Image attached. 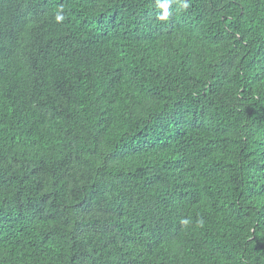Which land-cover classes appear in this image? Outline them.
<instances>
[{"label":"trees","instance_id":"trees-1","mask_svg":"<svg viewBox=\"0 0 264 264\" xmlns=\"http://www.w3.org/2000/svg\"><path fill=\"white\" fill-rule=\"evenodd\" d=\"M0 264H264V0H0Z\"/></svg>","mask_w":264,"mask_h":264},{"label":"clouds","instance_id":"clouds-1","mask_svg":"<svg viewBox=\"0 0 264 264\" xmlns=\"http://www.w3.org/2000/svg\"><path fill=\"white\" fill-rule=\"evenodd\" d=\"M163 7H164L165 9H167V5H166V4L163 5ZM183 7H187V4H184ZM167 18H168V13H167V11H165V14L161 17V19L166 20Z\"/></svg>","mask_w":264,"mask_h":264}]
</instances>
